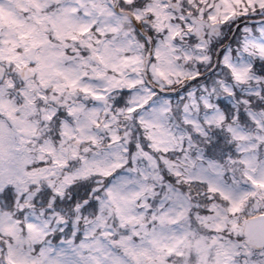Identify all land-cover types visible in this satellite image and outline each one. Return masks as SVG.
<instances>
[{
    "label": "snow or ice",
    "instance_id": "obj_1",
    "mask_svg": "<svg viewBox=\"0 0 264 264\" xmlns=\"http://www.w3.org/2000/svg\"><path fill=\"white\" fill-rule=\"evenodd\" d=\"M0 264H264V0H0Z\"/></svg>",
    "mask_w": 264,
    "mask_h": 264
}]
</instances>
